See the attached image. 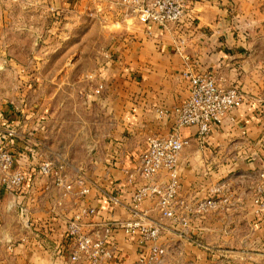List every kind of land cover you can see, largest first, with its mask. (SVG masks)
I'll return each mask as SVG.
<instances>
[{
	"label": "crops",
	"instance_id": "0c3cea01",
	"mask_svg": "<svg viewBox=\"0 0 264 264\" xmlns=\"http://www.w3.org/2000/svg\"><path fill=\"white\" fill-rule=\"evenodd\" d=\"M43 1H14L19 14L9 27H36ZM109 17L93 44L100 61L77 69L71 60V83L61 76L45 83L38 61L17 63L8 40L0 50V70L19 76L0 89V136L25 175L17 192L0 188V264H81L69 259L70 221L83 230L103 222L159 225L149 239L140 227L115 230L108 264H134L152 244L165 248L164 264H264V0H191L192 24L179 27ZM195 74L238 86L245 102L207 141L195 126L179 129L188 143L177 161L173 216L156 195L133 210L131 197L146 183L136 167L147 138L172 131L173 119L161 111L189 96ZM44 162L64 167L43 174ZM168 179L161 171L153 182Z\"/></svg>",
	"mask_w": 264,
	"mask_h": 264
},
{
	"label": "built area",
	"instance_id": "2783aa9c",
	"mask_svg": "<svg viewBox=\"0 0 264 264\" xmlns=\"http://www.w3.org/2000/svg\"><path fill=\"white\" fill-rule=\"evenodd\" d=\"M114 2L119 6V14L135 18L141 23H155L161 28H168L170 25L179 27L187 19L192 24V20L187 17L191 0H114ZM189 82V96L172 109L161 111L173 119L172 131L164 137L147 138L148 147L141 153L136 167V172L146 183L131 197L133 210H136L139 203L147 197L156 195L163 214L173 216L171 205L179 184L177 161L188 143L187 139L179 135V129L182 126H195L198 140L207 141L213 128L222 123L227 113L245 102V95L238 86L224 87L212 75L195 74L189 76ZM100 88L101 86L97 91H100ZM13 133L12 128L6 132L8 135ZM14 162L13 154L5 148H0L2 172L0 185L11 193L17 192L25 179L23 172L13 167ZM62 167L63 165H59L58 169ZM50 169L49 163L41 166L43 174L50 173ZM161 171H166L169 179L164 185H157L153 178ZM55 174L57 175L56 172ZM85 191L86 189H83V192ZM262 205L264 206V200ZM93 212V209L89 210V213ZM119 227L134 232L140 225L137 222L124 225L120 222H103L92 230H83L76 221H70L67 232L73 238V248L69 259L81 264H108L115 254L112 240L115 230ZM140 228L144 239L156 238L160 230L159 225ZM165 252L161 245H149L148 248L140 250L139 259L134 264H164Z\"/></svg>",
	"mask_w": 264,
	"mask_h": 264
},
{
	"label": "rangeland",
	"instance_id": "374dc122",
	"mask_svg": "<svg viewBox=\"0 0 264 264\" xmlns=\"http://www.w3.org/2000/svg\"><path fill=\"white\" fill-rule=\"evenodd\" d=\"M14 1L16 0H0V50L5 48L4 41L8 40L10 44L7 46L11 48L9 51L15 54L14 60L17 63L36 65L35 62L38 61V64L43 68L42 76L47 84H52L59 76L62 77L60 81L63 83H71V60L75 62L77 69L95 65L100 61L96 53L99 46L95 45L94 47L93 45L99 38L100 24L109 19V16H115L119 11V6L115 4L114 0H73V2L71 0H44L41 16L38 15L37 20H32L33 23L37 21V26L27 27L20 32L18 25L9 27L10 22L17 24L15 15L19 14ZM68 1L70 2L69 6H67ZM5 10L8 11L6 18ZM5 23H7V27ZM91 46L93 53L83 54V51H89ZM75 51L81 53L77 59L73 56ZM39 53H41L40 56ZM33 55L38 58H34ZM58 70L59 73L56 74ZM18 80V75L4 73L0 70L1 90L7 82ZM48 87L44 89V92L51 99L55 91ZM4 139V136H0V148L6 149ZM45 163L50 164V173L54 176H57L64 167L62 163L56 166L51 162L43 164ZM59 165H63L62 169H58ZM13 167L20 170L14 165ZM0 173L2 174L1 170ZM0 188L6 190L1 185Z\"/></svg>",
	"mask_w": 264,
	"mask_h": 264
}]
</instances>
